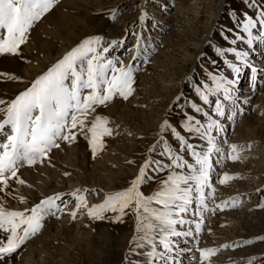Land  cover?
Listing matches in <instances>:
<instances>
[{"label": "rangeland", "instance_id": "374dc122", "mask_svg": "<svg viewBox=\"0 0 264 264\" xmlns=\"http://www.w3.org/2000/svg\"><path fill=\"white\" fill-rule=\"evenodd\" d=\"M114 10L118 11L112 20L109 17ZM142 10L148 14L144 36L150 37L151 47L148 63L143 62V56L135 62L134 92L127 100L117 95L88 115L89 127L96 115L109 120L112 135L102 138L103 149L93 157L88 141L77 131L75 141H58L60 147L53 148L43 162L19 167L17 176L23 184L14 177L8 188L0 191V204L9 210L31 209L58 193L65 194L62 199L67 204L63 213L46 217L42 229L6 257V264H148L143 253L149 247L136 249L133 242V237L142 233L136 232V217L131 209L126 210L121 221H116L113 213H106L103 220L90 219L83 208L73 219L70 212L75 200L68 194L87 189L85 198L91 206L102 203L106 193L128 188L149 157V148L159 139V126L165 119L178 127L187 113L205 123L203 113H195L190 103L200 104L215 117L214 104H203L194 86L201 82L211 84L205 70L224 72L233 78L224 59L238 63L234 55L220 57L215 49L232 46L229 40L238 31L232 13L254 15V10L243 0H57L29 29L20 55H0V73L5 74L0 75V99H13L89 36L100 35L106 42L124 40L122 47L108 55L130 63L135 53L127 49L135 44L132 31H141L138 17ZM225 35L229 40L224 39ZM235 47L249 51L253 66L259 71L255 79L250 69L241 72L236 106L226 109L225 117L220 118L223 131L219 135L213 131L212 135L225 157L229 146L237 145L242 149L241 158L233 161L222 159L219 153L212 154L211 188L204 189L209 210L197 215L194 201L181 215L191 223L178 224L177 230L192 231L193 235L172 238L178 264H202L197 248L217 250L203 264H264V45L248 49L237 41ZM12 76L17 79H10ZM228 115L232 118L228 119ZM3 118L0 113V120ZM6 130L11 134L10 129ZM178 131L197 151L207 150L206 139L179 127ZM4 139L0 134V143ZM165 139H169V134H165ZM169 143L176 147L174 138ZM161 149L162 146L157 148L152 158L168 163L167 157L160 155ZM181 154L194 163L193 157ZM149 171L153 178L140 189L145 196L159 190L168 175V169ZM176 171L187 174V169ZM225 174L234 178L219 183ZM192 195L195 197L196 193L193 191ZM196 223H201L198 234ZM6 237L0 230V240L6 241ZM138 252L142 254L137 255Z\"/></svg>", "mask_w": 264, "mask_h": 264}, {"label": "snow or ice", "instance_id": "6c2138e0", "mask_svg": "<svg viewBox=\"0 0 264 264\" xmlns=\"http://www.w3.org/2000/svg\"><path fill=\"white\" fill-rule=\"evenodd\" d=\"M57 0H0V55H20V46L28 39L29 29ZM245 5L254 10V15L244 13L242 16L232 13L233 23L238 31L229 40L231 47H217L216 53L225 57L232 53L238 63L224 59V64L230 70L233 78H228L224 72L218 74L205 70L208 83H198L194 91L205 105H213L215 117L206 112L195 102L189 107L195 113H203L205 123H201L195 116L184 114L182 123L178 125L185 132L206 139L207 150L200 152L196 146L189 143L178 127L172 126L167 119L159 126V139L149 148V157L140 166L136 177L130 186L122 191L106 193L102 203L88 205L85 198L87 189H76L69 193L75 200V208L70 212L73 219L80 209H85L93 220H103L106 213H113L116 221H121L126 210L131 209L136 217V232L142 235L133 237L136 249H143L147 245L149 250L143 253L148 258V264H178L173 252V237H188L192 231H178L177 225L191 223L181 218L187 213L189 206L195 201V213L202 216V211H208L204 189L211 188L209 182L213 168L212 154L219 153L221 158L233 161L239 160L240 152L237 145H230V151L225 155L216 146L213 131L219 135L223 131L220 118L225 117L226 109L235 107L240 89L239 77L244 69H250L254 74L258 69L250 60V52L238 50L237 41L253 49L257 44L264 45V0H243ZM114 10L110 19L114 20ZM141 31H132L135 39L128 52H134L132 61L125 64L118 56L109 58L110 51L122 47L124 40L105 41L104 37L94 35L84 38L76 47L67 52L46 72L36 77L30 86L21 91L11 100L0 99V113L4 118L0 120V134L5 137L0 143V191L9 186V180L16 178V182L23 184L17 172L19 167L32 166L48 158L53 148H59L58 141L73 142L77 138V131L84 135L95 157L97 151L102 150V138L112 135L108 127L107 117L96 115L88 124V115L96 108L106 105L117 95L127 100L134 92V73L137 70L135 62L143 56V62L148 63V48L151 47L150 37L144 36L145 23L148 20L146 11H141L138 17ZM231 33V29L228 30ZM0 75H5L0 73ZM17 79V77H9ZM215 98L214 100L211 98ZM179 99V97H177ZM231 119V115L227 116ZM6 129H10V133ZM174 138L176 147L173 148L169 139ZM227 143V141H224ZM161 156H166L168 163H161L152 158V153L161 147ZM181 153H187L194 158V163L186 161ZM129 163H132L129 161ZM216 163H220L217 160ZM151 172H161L168 169L167 178L162 181L159 190L150 196H145L140 190L141 185L149 182L153 177ZM176 169H187V174L177 172ZM67 175V173H65ZM234 177L225 174L219 183L223 184ZM193 191L196 196L193 197ZM215 189H212L214 192ZM211 193H209L210 195ZM64 193L49 196L31 209L24 211L9 210L0 204V230L7 234L6 241L0 240V264H6V257H10L21 247L29 237L36 235L43 227L46 217L63 213L67 204L63 201ZM23 202V197L20 198ZM64 204V207H61ZM153 204L159 207H153ZM220 208L221 205H216ZM264 207V204H261ZM214 211V209H212ZM59 218V217H57ZM201 231V223L195 224V232ZM157 236L159 239L157 240ZM251 243V241H245ZM228 247V245H224ZM162 249V250H158ZM200 260H208L215 255L216 249L197 248ZM142 253H137L140 255Z\"/></svg>", "mask_w": 264, "mask_h": 264}, {"label": "bare ground", "instance_id": "6f19581e", "mask_svg": "<svg viewBox=\"0 0 264 264\" xmlns=\"http://www.w3.org/2000/svg\"><path fill=\"white\" fill-rule=\"evenodd\" d=\"M10 133V132H9Z\"/></svg>", "mask_w": 264, "mask_h": 264}]
</instances>
